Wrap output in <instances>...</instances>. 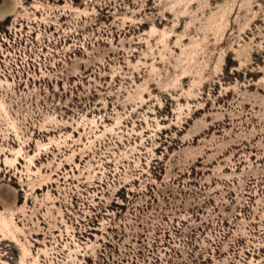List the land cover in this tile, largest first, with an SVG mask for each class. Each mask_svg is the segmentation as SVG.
<instances>
[{
	"label": "rangeland",
	"instance_id": "1",
	"mask_svg": "<svg viewBox=\"0 0 264 264\" xmlns=\"http://www.w3.org/2000/svg\"><path fill=\"white\" fill-rule=\"evenodd\" d=\"M0 264H264V0H0Z\"/></svg>",
	"mask_w": 264,
	"mask_h": 264
}]
</instances>
